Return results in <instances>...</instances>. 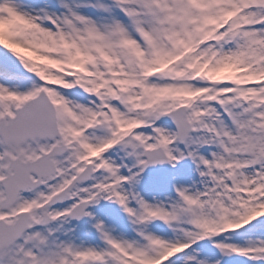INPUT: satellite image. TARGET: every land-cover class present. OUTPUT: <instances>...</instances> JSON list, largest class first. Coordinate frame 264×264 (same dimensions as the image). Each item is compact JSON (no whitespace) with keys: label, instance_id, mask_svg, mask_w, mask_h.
Returning <instances> with one entry per match:
<instances>
[{"label":"snow or ice","instance_id":"snow-or-ice-1","mask_svg":"<svg viewBox=\"0 0 264 264\" xmlns=\"http://www.w3.org/2000/svg\"><path fill=\"white\" fill-rule=\"evenodd\" d=\"M0 264H264V0H0Z\"/></svg>","mask_w":264,"mask_h":264}]
</instances>
